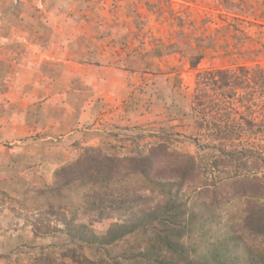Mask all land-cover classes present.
Here are the masks:
<instances>
[{
	"label": "rangeland",
	"instance_id": "1",
	"mask_svg": "<svg viewBox=\"0 0 264 264\" xmlns=\"http://www.w3.org/2000/svg\"><path fill=\"white\" fill-rule=\"evenodd\" d=\"M239 63L264 65V0H0V264L99 263L135 246L142 231L100 250L64 232L36 236L35 224H57L38 190L86 148L197 155L196 73ZM192 190L183 201L194 207ZM230 204L241 218L243 203ZM111 214L78 223L105 237L129 218Z\"/></svg>",
	"mask_w": 264,
	"mask_h": 264
},
{
	"label": "trees",
	"instance_id": "2",
	"mask_svg": "<svg viewBox=\"0 0 264 264\" xmlns=\"http://www.w3.org/2000/svg\"><path fill=\"white\" fill-rule=\"evenodd\" d=\"M190 58L197 69L204 54ZM192 115L195 156L162 143L133 157L86 148L58 169L53 183L38 190L57 224H35L36 236L64 232L100 250L142 231L131 245L136 249L99 263L77 258L79 264H264V65L198 71ZM144 186L160 198L138 193ZM190 189L200 196L194 207L183 201ZM236 200L241 218L232 213ZM112 212L129 218L105 237L78 223L80 215L103 220Z\"/></svg>",
	"mask_w": 264,
	"mask_h": 264
}]
</instances>
